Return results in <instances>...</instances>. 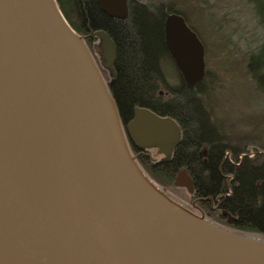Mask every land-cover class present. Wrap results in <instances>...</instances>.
Returning a JSON list of instances; mask_svg holds the SVG:
<instances>
[{
    "label": "water",
    "instance_id": "obj_1",
    "mask_svg": "<svg viewBox=\"0 0 264 264\" xmlns=\"http://www.w3.org/2000/svg\"><path fill=\"white\" fill-rule=\"evenodd\" d=\"M130 0H97L126 20ZM113 75L116 47L94 34ZM165 40L189 88L205 49L177 14ZM177 122L136 108L124 125L84 38L56 0H0V264H264V240L225 230L172 199L129 142L168 161ZM173 187L191 196L181 169ZM228 217V224L235 218Z\"/></svg>",
    "mask_w": 264,
    "mask_h": 264
},
{
    "label": "trees",
    "instance_id": "obj_2",
    "mask_svg": "<svg viewBox=\"0 0 264 264\" xmlns=\"http://www.w3.org/2000/svg\"><path fill=\"white\" fill-rule=\"evenodd\" d=\"M56 1L67 22L84 39L98 42L95 32L104 31L113 40L117 55L113 75L106 80L123 124L133 119L136 108H144L180 126L181 141L167 162L156 159L150 150L135 148L149 177L182 203L166 185L171 189L177 173L186 169L194 185L190 207L192 203L203 206L215 220H222L225 211L235 218L228 226L231 231L256 239L264 236V155L259 153L264 149V128L247 136L222 128L207 102L215 89L207 64L202 82L189 88L166 45L165 21L169 15H180L202 42L206 59L208 45L193 19L192 7L199 0H130L126 20L110 17L97 0ZM206 8L199 5L198 15ZM245 59L248 76L264 96V40ZM165 61L178 72L176 85L166 77Z\"/></svg>",
    "mask_w": 264,
    "mask_h": 264
},
{
    "label": "rangeland",
    "instance_id": "obj_3",
    "mask_svg": "<svg viewBox=\"0 0 264 264\" xmlns=\"http://www.w3.org/2000/svg\"><path fill=\"white\" fill-rule=\"evenodd\" d=\"M199 5L208 8L198 15ZM196 6L192 7L196 14L193 19L208 45L206 64L215 86L207 98L212 113L228 133L242 136L253 131L258 133L264 128V96L255 88L244 63L247 62L245 56L263 44L264 0H199ZM257 15L261 16L262 24ZM218 31L221 32L217 34ZM163 66L169 83L176 85L180 79L174 65L165 61ZM104 75L109 81L107 71ZM152 152L156 159H162ZM166 186L185 202L182 204L189 206L191 195L184 188ZM190 208L198 213L203 211L211 221L226 226L222 220H215L216 217L207 213L203 206L192 203ZM260 239L264 240V236Z\"/></svg>",
    "mask_w": 264,
    "mask_h": 264
},
{
    "label": "flooded vegetation",
    "instance_id": "obj_4",
    "mask_svg": "<svg viewBox=\"0 0 264 264\" xmlns=\"http://www.w3.org/2000/svg\"><path fill=\"white\" fill-rule=\"evenodd\" d=\"M85 42H86V44H87L89 50L91 51V54L93 55V57H94V59H95L97 65H98V67H99V69H100V71H101V73H102V75H103V77H105V75H104V71H105V70H104V68H103L102 65H101L100 57L97 55L96 51L94 50L95 44H94V43H90V42H89L88 40H86V39H85ZM130 144H131V148H132V150H133V153H135V151H136L135 148H137L138 150H141V149H139L134 143L131 142ZM141 151H143V150H141ZM227 220H228V217H226V216L223 215L222 221H223V222H224V221L227 222ZM220 226H221V227H224V226L221 225V224H220Z\"/></svg>",
    "mask_w": 264,
    "mask_h": 264
}]
</instances>
